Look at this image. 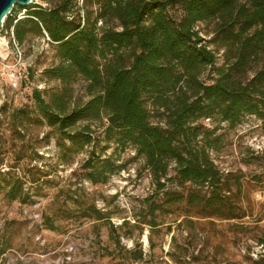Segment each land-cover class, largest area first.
<instances>
[{"label": "trees", "instance_id": "obj_1", "mask_svg": "<svg viewBox=\"0 0 264 264\" xmlns=\"http://www.w3.org/2000/svg\"><path fill=\"white\" fill-rule=\"evenodd\" d=\"M40 1L17 5L2 32L13 29L18 46L30 37H46L60 64L44 75L64 86L78 78L87 83L90 100L71 110L64 105L65 95L50 104L39 91L32 94L40 117L59 134L62 153L87 149L86 177L96 185L106 184L121 168L111 156L102 158L107 148L132 146L160 190L171 164L180 185L200 190L170 203L186 201L207 218L234 215L198 122L217 117L234 126L254 116L264 124V68L248 82L234 78L249 62L264 60V0H82L81 7L76 0ZM212 22L214 38L206 43L196 27ZM208 44L235 59L230 67L217 69L211 84L201 81L216 63ZM103 119L108 125L102 139L83 124ZM100 143L105 146L97 153ZM9 156L0 154V190L10 201H24L39 180L19 174ZM158 210L152 207L151 216ZM83 213L103 219L95 208ZM44 225L59 230L50 218ZM141 259L142 252L132 260Z\"/></svg>", "mask_w": 264, "mask_h": 264}, {"label": "rangeland", "instance_id": "obj_2", "mask_svg": "<svg viewBox=\"0 0 264 264\" xmlns=\"http://www.w3.org/2000/svg\"><path fill=\"white\" fill-rule=\"evenodd\" d=\"M76 1L81 7L82 0ZM25 12L19 16L23 18ZM214 28L212 22L198 24L196 30L208 43ZM208 46L216 63L203 72L201 81L211 84L217 69L230 67L235 59L213 44ZM59 64L56 47L46 37H30L18 46L13 29L0 34V154L10 155L19 174H33L39 180L24 201H10L0 190V251L4 252L0 264H264V124L260 120L246 116L234 126L217 117L198 122L210 158L229 190L224 194L236 208L234 215L224 212L221 218H207L186 201L170 203L200 192L178 183L174 164L160 190L132 146L120 149L111 144L102 158L111 156L121 168L106 184L95 185L86 177L87 149L62 153L59 134L40 117L32 94L39 91L50 104L65 95L67 110L85 104L90 96L81 78L64 86L44 75ZM263 68L264 60L251 61L234 78L248 82ZM83 124L101 139L108 125L106 119ZM104 146L100 143L97 153ZM154 206L159 210L153 217ZM87 208L101 212L103 219L86 217ZM46 218L59 228L57 232L44 225ZM140 252L142 259L134 262Z\"/></svg>", "mask_w": 264, "mask_h": 264}, {"label": "water", "instance_id": "obj_3", "mask_svg": "<svg viewBox=\"0 0 264 264\" xmlns=\"http://www.w3.org/2000/svg\"><path fill=\"white\" fill-rule=\"evenodd\" d=\"M34 1L35 0H0V33L2 32L5 19L17 5L26 8L32 5Z\"/></svg>", "mask_w": 264, "mask_h": 264}, {"label": "built area", "instance_id": "obj_4", "mask_svg": "<svg viewBox=\"0 0 264 264\" xmlns=\"http://www.w3.org/2000/svg\"><path fill=\"white\" fill-rule=\"evenodd\" d=\"M1 34V33H0Z\"/></svg>", "mask_w": 264, "mask_h": 264}]
</instances>
